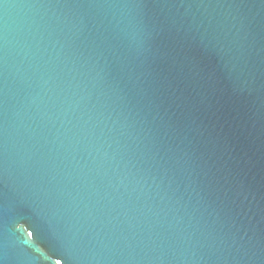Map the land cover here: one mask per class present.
<instances>
[{"label":"water","instance_id":"water-1","mask_svg":"<svg viewBox=\"0 0 264 264\" xmlns=\"http://www.w3.org/2000/svg\"><path fill=\"white\" fill-rule=\"evenodd\" d=\"M0 264H264V0H0Z\"/></svg>","mask_w":264,"mask_h":264}]
</instances>
